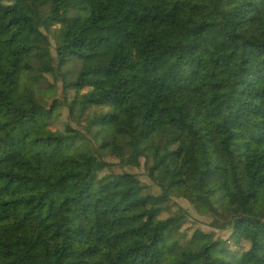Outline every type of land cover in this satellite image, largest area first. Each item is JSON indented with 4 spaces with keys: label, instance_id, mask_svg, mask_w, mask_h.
Wrapping results in <instances>:
<instances>
[{
    "label": "trees",
    "instance_id": "obj_1",
    "mask_svg": "<svg viewBox=\"0 0 264 264\" xmlns=\"http://www.w3.org/2000/svg\"><path fill=\"white\" fill-rule=\"evenodd\" d=\"M72 61L100 65L55 74ZM99 73L109 85L88 80ZM48 77L80 131L37 99ZM172 197L232 242L202 236ZM254 250L264 257V0H0V264H226L229 251L262 264Z\"/></svg>",
    "mask_w": 264,
    "mask_h": 264
},
{
    "label": "rangeland",
    "instance_id": "obj_2",
    "mask_svg": "<svg viewBox=\"0 0 264 264\" xmlns=\"http://www.w3.org/2000/svg\"><path fill=\"white\" fill-rule=\"evenodd\" d=\"M3 1L5 5H11L13 3V0H3ZM42 33L46 35V33L43 30H42ZM46 37L49 39L48 35H46ZM51 52L54 55L52 46H51ZM99 65H100L99 61H94V63L89 64V65L81 63V62L72 61V62L67 63L62 69L56 70L55 74L58 77L65 75L67 79L73 80V78H75L78 72H80L82 69L86 67L95 68V67H98ZM87 78L91 82H101L102 84L101 87H105L109 85V83L111 82V80L107 78L106 75L103 73H99L97 75H89ZM52 84H53V78L52 77L46 78V82L42 83L41 87H39L38 89H35V95L37 99L45 103L48 107H50L53 102H56L57 106L59 107L58 114L60 115L61 122L68 124L71 127V129L80 131V128L75 123V119L77 116L76 108H74V112H73L74 116L71 117L69 115L68 106H65L63 103V95H62L63 91H62L60 83L58 82L57 86L50 87ZM18 95H19L18 105L23 108H26L27 105L23 98V95L22 94H18ZM115 140L118 143H125L129 141L130 139L123 134H116ZM146 145L147 144L142 146V149L144 151L145 150L147 151L146 148L148 146L146 147ZM92 146L94 147V149L96 148L94 145V142L92 143ZM103 162L108 166L107 168L108 171H113L117 174H126L128 176H131V178L134 179L138 183V186L144 189L145 193L152 195L154 197H158V198L163 197L162 191L157 186V184L151 181L150 179H148L140 171L118 166V162L111 160L108 156L103 157ZM132 185L134 186V184H132L131 182H127L124 184L119 183L117 185V188L120 190H125V189L132 187ZM132 195L135 198H137L136 193H132ZM209 199L212 203L216 205L223 203V201H221L220 193L215 188L211 190ZM171 201L177 204L180 208H182L185 211L187 218L195 224V226L198 229L197 232L202 234V236L212 235L213 240H219L222 242L227 241L229 242V244L232 242V241L230 242V234H231L230 230H225L222 232L214 230L212 227L211 218L207 216H200L198 213L194 211V209L189 204H187L182 199L172 197ZM197 237H199V234ZM178 238H179L178 235H172L168 237V240L173 242L177 240ZM198 239H202V238H198ZM199 245L197 243L195 244V246H199ZM253 255L260 258V260L262 261V264H264V257L259 251L254 250ZM223 260L226 262V264H250L249 262L243 261V258L241 257L239 252H233V251H229L228 253L224 254ZM164 262H169V258H165ZM154 264H159V263H154Z\"/></svg>",
    "mask_w": 264,
    "mask_h": 264
}]
</instances>
